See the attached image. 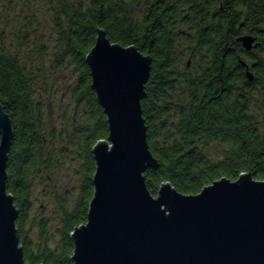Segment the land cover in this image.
Returning a JSON list of instances; mask_svg holds the SVG:
<instances>
[{
  "label": "trees",
  "instance_id": "16d2710c",
  "mask_svg": "<svg viewBox=\"0 0 264 264\" xmlns=\"http://www.w3.org/2000/svg\"><path fill=\"white\" fill-rule=\"evenodd\" d=\"M55 1L60 8L54 62L75 68L72 100L85 118L66 146L85 165L81 194L73 207L57 198L58 224L49 216H31L34 180L58 158L48 149L52 137L45 133L34 79L17 56L0 47V105L14 129L6 186L19 211L16 225L26 264H74L71 236L88 221L96 172L92 151L109 137L87 62L98 30L112 43L152 58L142 101L149 148L159 162L145 173L152 195L168 182L184 195H197L215 181H237L242 174L264 181V0ZM245 35L256 37L260 47L246 51L238 41ZM182 37L188 41L184 50ZM216 144L221 150L211 154Z\"/></svg>",
  "mask_w": 264,
  "mask_h": 264
},
{
  "label": "water",
  "instance_id": "95a60500",
  "mask_svg": "<svg viewBox=\"0 0 264 264\" xmlns=\"http://www.w3.org/2000/svg\"><path fill=\"white\" fill-rule=\"evenodd\" d=\"M238 41L248 52L261 45L252 35ZM87 62L109 137L92 151L94 196L87 224L71 236L73 263L264 264V181L242 174L237 181H215L197 195H184L168 182L152 195L145 173L159 162L149 148L142 109L152 58L112 43L98 30ZM13 139L12 120L0 105V264H26L19 211L6 186Z\"/></svg>",
  "mask_w": 264,
  "mask_h": 264
},
{
  "label": "rangeland",
  "instance_id": "374dc122",
  "mask_svg": "<svg viewBox=\"0 0 264 264\" xmlns=\"http://www.w3.org/2000/svg\"><path fill=\"white\" fill-rule=\"evenodd\" d=\"M59 8L55 0H0V47L17 56L34 79L33 88L43 104L45 133L52 137L48 149L58 158L57 165L43 169L34 180L31 216L36 219L49 216L54 224L61 217L57 198H64L73 207L79 200L85 177L83 160L75 149L66 147L71 142L68 136L85 118L84 109H78L72 100L78 79L75 68H59L54 62ZM187 44V39L182 37L179 48L184 50ZM187 61L185 58L183 63ZM257 114L262 116L261 111ZM219 150L221 146L216 144L210 153L217 154Z\"/></svg>",
  "mask_w": 264,
  "mask_h": 264
}]
</instances>
